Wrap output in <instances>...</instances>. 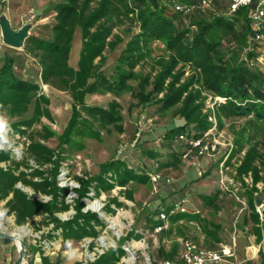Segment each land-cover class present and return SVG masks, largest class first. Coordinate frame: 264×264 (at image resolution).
Masks as SVG:
<instances>
[{"label": "rangeland", "instance_id": "1", "mask_svg": "<svg viewBox=\"0 0 264 264\" xmlns=\"http://www.w3.org/2000/svg\"><path fill=\"white\" fill-rule=\"evenodd\" d=\"M55 2L56 0H8L7 4L0 3V14L5 13L12 26L17 28L25 23L27 13L32 9L35 18L30 34L49 37L50 25L54 22ZM212 12V9L204 12L192 11L190 17L183 20V24L191 27L192 22L208 18ZM131 24L132 26L127 18L121 22H115L111 33L117 35L120 41L112 49L105 48L104 58L98 63V58L94 60L95 70L101 68L106 77L114 78L116 85L120 80L116 75L120 66L119 56L126 42L137 37L140 31L138 24L132 22ZM82 44V30L80 26H77L74 30L69 57V65L74 69L78 67ZM223 48L226 58L235 52L238 56H244L245 53L234 38H226ZM144 53V58L139 60L131 70L124 72L129 75L123 79L129 86L128 90L119 89L120 91L116 93L98 84L94 92L83 94L81 104V101L74 102L69 93L41 83L37 57L24 46L13 48L4 44L0 49V64L5 54L12 56L13 71L23 78L38 81L40 90L37 95L42 100L45 98L48 101V103H42L43 113L46 116H40L39 120L27 126L17 121L33 117L34 102L22 116L9 117L6 109L0 108L2 125H11L9 128L14 131L11 134H19V140L22 142L23 139V142L27 143L24 158L19 162L18 168H13L14 171L29 173L31 169H35L30 166L32 165L30 161H33L39 165L44 176L52 177L48 170L51 164H39L28 152L29 144L36 141L53 151L58 165L55 178L57 185L69 189L65 197L66 201L73 204V199L78 196L75 189L79 188L80 191H86V195L80 197L85 207L87 203L91 205L95 202L103 206V216L96 213L104 223L103 226L97 225L101 235L97 238L88 236L90 248L85 247L87 243L83 237L65 241L60 234V228L55 229L51 222L45 223L47 219L44 218V221L43 216L46 214L35 215L33 220L23 226L11 225L9 220L0 216L2 223L6 226L4 233L16 232L14 235L22 237L25 244L33 251L34 249L39 252L49 251L51 259L44 264H82L84 259L88 258L87 254L92 253L93 247L100 246V240L103 239L109 245L114 242L117 246L121 245L135 232L150 225L146 220L150 213L157 208L169 211L171 207L166 205L170 203H180L181 212L199 215V219L184 217L171 223V231L167 235L160 236V239L170 240L168 243L161 241L160 247L164 252L175 251L173 255H176L178 249L176 238L178 237L188 238L204 247L218 250L221 243H228L234 235L237 250L238 247L247 245V234L252 230L248 198L253 196L255 205L264 203V191H262L264 180L253 185L251 171L240 172L239 166L248 148L254 142L257 143L258 155H262L264 159V136L259 131L250 130V120L246 116H218V106L225 101V98L194 84L189 89L200 92L198 101L202 103V114L209 123L208 129L204 132L203 141L215 142L217 144L215 151L197 155V149L192 148L180 135H175L172 139L167 138L166 132L183 122V118L175 115L178 105L169 108L161 106L159 101L165 91L151 93L146 101L138 98L136 92L140 90L143 83H151L173 53L165 47L164 42L156 38L148 40ZM259 68L264 69V67ZM191 75L192 72L186 67L180 82ZM168 81L169 78L164 84L166 85ZM92 82L94 78H89L87 85ZM150 87L148 84L147 89ZM113 101L119 104L118 109L122 115L121 129L117 128L118 125L103 122L99 119L97 112H91L85 108V106H97L107 109L109 103ZM47 109L51 117L47 116ZM73 111L76 112L73 114ZM74 115L78 118L70 126V120ZM258 125H264V120L258 121ZM67 129H69L68 132ZM116 160L123 162L126 167L136 173V178L128 179L124 186L115 182L110 189L105 190L100 187V190L95 192V183L91 181V184H87L86 182L96 177L106 162ZM164 163L168 164L161 165ZM220 163H223V175L227 177L225 188H222L219 182ZM254 164L261 169L259 175L264 176V165L260 164L259 158L254 161ZM11 165L14 166L13 162ZM109 174V172L106 173V175ZM157 174L160 178L153 180L152 175ZM28 177L30 178V175ZM36 179L39 178L36 177ZM78 179H81V182ZM20 184L33 198L39 199L42 195H48L35 192L30 186ZM86 186L88 188H84ZM255 187L257 190L254 189ZM204 196L217 197L214 200L215 207L206 205ZM55 215L61 220H67L74 215V209L70 205L69 210L57 212ZM26 227L37 236L24 235L22 230ZM245 227H248V231L242 234L241 228ZM115 228L123 234L120 239L117 238ZM130 228L134 233L131 231L127 233ZM206 229L216 231L221 242H215L205 233ZM129 233L132 234L128 237ZM46 241L49 243L48 246H43ZM147 241L150 244L149 251L156 254L155 248L151 246V239ZM31 249L29 250L32 251ZM17 253L14 254L11 264H15ZM77 255L80 257L73 260V257ZM90 263L91 261L87 262V264Z\"/></svg>", "mask_w": 264, "mask_h": 264}, {"label": "trees", "instance_id": "2", "mask_svg": "<svg viewBox=\"0 0 264 264\" xmlns=\"http://www.w3.org/2000/svg\"><path fill=\"white\" fill-rule=\"evenodd\" d=\"M199 2L200 0H170L168 2L167 0H56L54 22L50 25L51 35L40 37L32 33L26 39L24 48L37 57L41 83L69 93L74 102L81 101L82 104L83 94L94 92L98 84L116 93L120 90H128L129 86L123 79L129 75L124 72L131 70L139 60L145 57V46L150 38L159 39L173 54L151 83H143L136 95L146 101L151 93L165 91L159 101L161 106L169 108L178 105L175 115L183 118V122L170 128L166 132L167 138L172 139L180 134L193 138L200 137L208 129L209 123L201 111L202 103L198 101L200 92L189 89L194 84L225 98V101L218 106V116H246L250 120V130L259 131L264 136V125H258V121L264 120V69L259 68L264 66L250 63L258 51H251L248 47L251 36L249 7L245 6L233 14H226L225 0H212L211 6L204 10L199 8ZM174 3H182L186 7L177 11ZM208 9L213 11L208 18L195 21L196 23L192 22L191 27L184 26L183 20L190 17L192 11L204 12ZM125 18L130 21L131 26V22L138 24L140 31L137 37L126 42L119 56L121 61L119 60L120 66L118 65L119 71L116 75L120 80L116 85L114 78L106 77L101 68L95 70L94 60L98 58V63L104 58L105 48L112 49L120 41L119 37L111 31L115 22H121ZM77 26L81 27L83 44L78 67L74 69L69 65V57L74 30ZM226 38H234L241 49H244V56H238L235 52L226 58L223 50ZM12 63L13 57L5 54L0 64V108L6 109L9 117L22 116L34 102L33 117L17 121L27 126L45 115L42 103H48V101L45 98L42 100L37 95L40 83L17 75L12 69ZM186 67L190 69L192 75L180 82ZM89 78H94V82L87 85ZM168 78L169 81L165 85L164 82ZM148 84L151 87L147 89ZM118 107L119 104L115 101L109 103L107 109L85 106L86 110L97 112L99 119L103 122L118 125L117 128L121 129L122 115ZM75 112L73 111V114ZM46 114L51 117L48 109ZM77 118L78 116H72L70 126L76 122ZM10 126L0 127V137H6L9 134ZM250 138L253 137L250 136ZM256 144L254 142L248 148L239 166L240 172L251 171L253 185L264 180V176L259 175L260 167L254 164V161L259 158L260 164L264 165V159L262 155H258ZM28 152L39 164H51L48 170L53 178L44 176L39 168L31 169L29 173L0 169V200L12 193L4 203L0 216L14 214L15 224L21 226L33 220L35 215L46 214L43 216L44 221L47 219L45 223L51 222L55 229L60 228L63 238L99 237L101 230L96 227L103 226V221L93 212L82 211L84 202L80 197L86 195V191L75 189L78 196L71 204L65 199L68 187L57 185L55 178L58 165L53 151L35 141L29 144ZM6 158H8L7 154H0V160ZM18 167L19 163L15 168ZM108 172L110 174L106 175ZM28 175L30 178H27ZM136 176V173L126 167L123 162L108 161L103 165L101 172L86 183L94 182L95 192H97L100 187L105 190L110 189L115 182L124 186L128 179L136 178ZM35 177L39 179L35 180ZM78 180L81 182V179ZM17 182L30 186L35 192L50 195V200L43 202L31 197L15 186ZM254 189L257 190L256 187ZM216 198L206 197L205 204L215 207ZM70 205L74 209L72 218L61 220L55 215L57 212L69 210ZM173 205L174 203H170L166 206L173 207ZM248 207L253 224L252 231L259 240L261 229L253 196L248 198ZM161 210L163 209L157 208L150 213L146 219L147 223L155 222L156 215ZM184 212H181L180 208L174 209V212L169 215L170 222L173 223L184 217L199 219V215ZM170 231L171 227L161 234L167 235ZM205 233L215 242H221L216 231L206 229ZM131 234L129 233L128 237ZM174 252H164L162 247L158 249V255L165 258H172ZM122 254L123 250L119 246L110 248L90 264H115Z\"/></svg>", "mask_w": 264, "mask_h": 264}, {"label": "built area", "instance_id": "3", "mask_svg": "<svg viewBox=\"0 0 264 264\" xmlns=\"http://www.w3.org/2000/svg\"><path fill=\"white\" fill-rule=\"evenodd\" d=\"M170 1V0H168ZM227 11L226 14H233L238 9L248 6V18L250 21L251 28V36L249 39V49L251 51H258L256 56L251 60V64L256 66H264V0H256L255 6L253 8L250 7L251 0H225ZM8 0H1L0 3L7 4ZM212 4V0H200L198 6L200 9L204 10L210 7ZM186 5L182 3H174V8L178 11L182 8H185ZM189 10V8H186ZM35 18L34 11L31 9L27 13L26 20L24 22H33ZM4 45L3 36L0 29V49ZM43 84V83H42ZM44 86L46 84H43ZM14 133L12 129H10L9 134L6 137H0V154H7L8 158L4 160H0V169L7 170L15 168V164L19 163L24 158L25 150H27V143L19 140V134H11ZM180 137L183 138L188 144L192 146V148L197 149V155L208 154L210 152L215 151L217 144L215 142H204V134L200 137H187L185 134H180ZM13 138V140L11 139ZM13 162L14 166L11 165ZM33 168H39L36 163L30 161ZM48 166V165H46ZM219 175L221 183V187L225 188V180L226 176L223 175V163L219 164ZM160 178V175H152L153 180H157ZM35 180L36 177L34 178ZM21 182H17V186L21 189ZM51 196L42 195L39 199L43 202L50 200ZM85 207V206H84ZM82 207L83 212H93L98 213L100 216H103V206L102 204L93 203L88 205L87 207ZM180 208V203H174L173 207L170 208L169 211L163 209L159 211L156 215V221L151 223L146 228L142 229L139 232H133L130 228L129 231L134 234L125 239L120 246L123 250V254L119 257V260L115 264H220L222 262H227L230 264H238L237 263V244L236 238L234 235L231 236L228 243H221L220 249H211L200 245L199 243L188 239V238H176L178 243V249L176 255H173L172 258L160 257L158 255V249L160 247L161 241L163 243H168L170 240L168 238L160 239L161 233L165 230H168L171 227V222L169 220V215L174 212V209ZM255 209L259 215L260 223L264 222V203H260L259 205H255ZM68 219V218H67ZM114 226V224H113ZM97 228V227H96ZM6 226L2 223V218H0V232H5ZM117 238L123 235L119 233L118 228H115ZM24 235L35 237L36 233H33L29 228H25L22 230ZM16 233V232H15ZM14 233V234H15ZM126 233V234H127ZM125 234V235H126ZM137 236V237H136ZM147 239H151L152 247L156 250V254H152L149 251L150 244ZM83 240L86 241L85 247L90 248V239L88 236L83 237ZM35 241V239L33 240ZM101 244L99 247H93L92 253H88L87 257L84 259L82 264H87L88 261L93 262L98 256L107 251L110 248H116V242L112 244H107L103 239L100 240ZM43 246H48L49 243L44 242ZM110 246V247H109ZM254 251L258 254L261 251H264V234L258 243L254 246ZM250 256L246 253V258Z\"/></svg>", "mask_w": 264, "mask_h": 264}, {"label": "crops", "instance_id": "4", "mask_svg": "<svg viewBox=\"0 0 264 264\" xmlns=\"http://www.w3.org/2000/svg\"><path fill=\"white\" fill-rule=\"evenodd\" d=\"M15 186L18 187L17 183ZM21 190L26 192L24 189H21ZM11 195H12V193H10L5 199L0 200V206H1L0 211L2 210L3 205L6 202V200ZM1 216L3 218H5L7 221L9 220L11 225H16L14 222V217H15L14 214L1 215ZM258 224H259L260 229H261V237H262V234H264V225H262V223H260V221ZM252 225L250 226V228H252ZM16 226H19V225H16ZM21 226H23V225H21ZM241 231H242V234L246 233L248 231V227L241 228ZM247 239H248L247 245H243L242 247L241 246L238 247V250L236 252L237 263L238 264H264V251H261L258 254H256L254 251V246L256 245V243H258L260 241L261 238L259 240H257L256 234L251 230V232L249 234H247ZM64 240L67 241V238H64ZM27 246L28 245L25 244V248H26L25 249V255H24V258H23V261L21 264H44V263H47V261H49L51 259V255H49L50 253H48L49 251L48 252L47 251L39 252L38 250L35 251V249L33 251L31 249V247H29V246L27 247ZM29 249H31L32 251H30ZM17 251H18V245H17L16 241H14L12 239H7V238L6 239L0 238V264H11L12 258ZM246 253L250 257L246 258ZM79 257L80 256L77 255L76 257H73V260L77 259ZM244 260H245V262L243 263ZM220 264H230V263L222 262Z\"/></svg>", "mask_w": 264, "mask_h": 264}, {"label": "water", "instance_id": "5", "mask_svg": "<svg viewBox=\"0 0 264 264\" xmlns=\"http://www.w3.org/2000/svg\"><path fill=\"white\" fill-rule=\"evenodd\" d=\"M256 0H251L250 7L255 6ZM33 22H25L19 27L15 28L12 26L10 19L5 13L0 14V29L3 36V42L5 45L20 48L24 46V43L30 35ZM0 238L13 239L18 238V253L15 264H21L25 255V240L17 235L0 232Z\"/></svg>", "mask_w": 264, "mask_h": 264}, {"label": "bare ground", "instance_id": "6", "mask_svg": "<svg viewBox=\"0 0 264 264\" xmlns=\"http://www.w3.org/2000/svg\"><path fill=\"white\" fill-rule=\"evenodd\" d=\"M15 241H16V243H17V245H18V238H16Z\"/></svg>", "mask_w": 264, "mask_h": 264}, {"label": "clouds", "instance_id": "7", "mask_svg": "<svg viewBox=\"0 0 264 264\" xmlns=\"http://www.w3.org/2000/svg\"><path fill=\"white\" fill-rule=\"evenodd\" d=\"M3 125H2V121H0V127H2Z\"/></svg>", "mask_w": 264, "mask_h": 264}]
</instances>
